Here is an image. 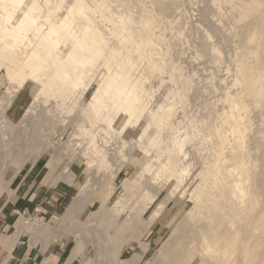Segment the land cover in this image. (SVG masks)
<instances>
[{"label":"bare ground","instance_id":"obj_1","mask_svg":"<svg viewBox=\"0 0 264 264\" xmlns=\"http://www.w3.org/2000/svg\"><path fill=\"white\" fill-rule=\"evenodd\" d=\"M145 1L153 9H148ZM199 3L205 7L212 29L199 32L198 58H209L215 65L220 61L222 52L212 44V35L237 43L235 60L225 69L232 76L231 88L221 91L215 102L198 101L196 112H188L194 115L188 118L186 115L187 119L181 115L183 120L177 121L176 104L186 108L185 99L192 95L176 88L178 91L173 95H169L173 91H168L165 93L168 98L150 105L153 97L150 86L166 82L173 90L179 83L176 62L179 55L174 49L179 45L177 34L185 33L189 5L197 9ZM199 3L197 0H0V91L7 86L13 88L11 93L15 95L18 92L15 90L32 83L33 95L19 129L9 134L0 130L3 132L0 146L4 143L0 166L15 163L18 156L25 158L34 148H38L35 160L44 151H50L52 169L60 160L72 164L83 159L94 171L89 180L108 175L103 187L107 207L101 210L108 211L107 219L112 217L110 225L115 219L127 221L131 227L128 229L133 231L131 235H135L138 231L147 234L157 221H162L171 231L159 250L161 258L171 257L176 263V258L196 251L199 243L204 256L216 264L226 261L236 264L233 256L236 237L240 234L242 239L245 235L244 226L238 231L236 224L246 223L264 205L253 175L259 168V154L264 150V131L252 136L250 128L253 109L264 111V0ZM153 6L165 14L169 25L165 27L172 31L165 43L167 57L158 43L166 28ZM194 91L198 96L204 95L197 86ZM5 100V96L0 98L1 117L11 105L3 104ZM37 121L40 123L34 125ZM54 122L60 127L54 126ZM47 129H53L54 133L44 138ZM69 130L71 139L63 142ZM114 145L119 146L113 149ZM70 148L75 152L72 156H68ZM189 150L204 158L205 167L196 173L185 159ZM70 164L58 180L68 177ZM122 173L126 177L119 186L115 179ZM164 189L172 197L169 202L159 194ZM88 191L81 190L71 204L73 210L76 208L72 213L76 219L82 197ZM171 201L174 204L166 210ZM180 209L185 210V219L174 227L175 213ZM149 211L150 215L145 217ZM97 215L92 227L88 226L89 221H75V237L84 250L95 251L90 264H120L111 256L110 240L100 227L105 221L101 222V214ZM16 226L8 245L15 246L19 237L28 232L31 243L43 242V252L56 246V239L52 243L48 239L61 233L50 223L31 227L33 223L24 220ZM262 238L251 236L250 242L263 244L258 261L254 258L251 264H264ZM149 247L150 243H146V250ZM139 262L131 257L124 264ZM150 264L162 263L159 260L156 263L154 258Z\"/></svg>","mask_w":264,"mask_h":264},{"label":"rangeland","instance_id":"obj_2","mask_svg":"<svg viewBox=\"0 0 264 264\" xmlns=\"http://www.w3.org/2000/svg\"><path fill=\"white\" fill-rule=\"evenodd\" d=\"M202 1L197 0L198 3ZM145 4L148 9L150 8L153 9L150 2L145 1ZM200 4L201 6L198 7L197 9L195 6L189 5L190 8L187 9V13H186L187 24L184 25L185 33L183 35L177 34V37H179V45L174 49H175V53L179 55L177 56V59H176V62L179 63V66H178V73L180 76L178 79L179 83L177 84V86L175 85V88H173V90L170 84H169L170 87H167L168 85L167 86L165 85L166 82L163 83L161 86L159 85L157 86L156 83H155L156 86H154V84H152L153 86H150V91L153 93V97H152V101L150 105H152L153 101L156 104L158 102L156 100H159L160 102L163 99H166V97L168 98V96H166L168 91L170 93L173 91L171 94H169V95H173L175 90L178 91L179 89L181 91L183 89L182 92L192 95L190 97H186L185 99L186 101L184 102L183 107H186V108L183 109L181 107L182 106L181 104L179 105L176 104L178 108L176 110L177 114L174 118L177 121L183 120L182 118L187 119L189 116L194 115L195 113L188 114V112L190 113L196 112V110L198 109V106H196L198 105V101L203 102L205 100L208 102L209 101L215 102V100H217L220 97V94L224 91L225 88H231L232 76H231V73H228L226 70L228 66L233 63L232 61L235 60V56H236L235 50H237V46H236L237 43L236 42L235 44L233 42L228 43V41L222 39L223 37H219L218 35H212L210 38V40L212 39L211 40L212 44L214 46H217L222 52L220 61L218 62V64H216L218 67L209 58H206V57L198 58L199 56L197 54L196 46L198 47L200 45V35H201L200 33H203L204 30L211 31L210 29H212L211 27L212 21L210 20L209 15L206 14V9L204 6H202L203 3H199V5ZM154 9L156 11V12L154 11V13L158 15L161 21H163L164 27L165 26L169 27V25L167 24L168 19L165 16V14H162V12L157 10L156 7ZM165 22L168 26L165 24ZM168 29L169 28H166V30L164 29V38L158 39V43L161 44V48L163 50L162 52L165 54L164 57H167L166 50H165L166 48L165 43L169 39V36L172 35V31L170 32L171 29L170 30ZM195 29H197V31ZM200 29H202V31ZM227 45L229 47H227ZM168 61L169 60H167V62ZM167 65H169V62L167 63ZM226 73H228V75ZM167 75H168V72L165 74V76ZM179 84H181L183 88ZM195 86L199 87V90L202 89V91L204 92L203 93L204 95L198 96L196 93H194ZM166 87L168 88L167 90H166ZM31 88H32V83H29L28 85H26L25 88H22L20 90H15V92L18 91L16 92L15 95L14 93H11L13 91L12 90L13 88L6 86V89H1L0 98H2L3 96L7 98V100H5L3 104L11 103V105L6 110L3 117H1L0 115V128H1L0 130L5 132L4 134H7V133L9 134L15 130L17 131V129H19V126L22 125L21 124L22 117L25 115L28 107L33 102V95H32ZM4 90H6L5 93H4ZM213 91L215 92V94ZM12 96L13 98L10 101V98ZM1 100L3 101V99ZM253 110H254V112L252 111L253 114L251 113V115L253 116H250L251 117L250 122L252 120L253 123L252 122L250 123V128H251V131H253L251 133L252 136H255V135H259L261 131H264V111L257 112L256 111L257 109H253ZM47 116L49 117L48 114ZM45 119L46 118L42 119V121H44ZM42 121L41 123H43ZM38 123H40V121L39 122L37 121L34 125H38ZM51 124L52 123L49 122L47 126L50 127ZM54 126H56L57 128L60 127L58 122H54ZM50 130L49 129L45 130L43 134L45 135L43 136L44 138L48 136L49 133L51 132L54 133L53 129H50ZM2 131L0 132V137H1V134H3ZM70 134H71L70 130L66 132V134L62 138V141L67 142L69 139H71V137H69ZM36 146H37V143H36ZM114 146H113V149H117L119 145L118 146L116 145L117 147L116 146L114 147ZM0 147H1L0 150H2V147H4V143ZM71 147H74V146H71ZM37 149L38 148H34V152ZM32 150L33 149H30V151L26 153L27 155L25 158H23L22 156H18L17 159L15 160L16 161L15 163H11V164L8 163L6 166L5 165L0 166V169L4 168L0 175V184L6 182L7 186L9 187L11 191L15 188L16 185L21 184V188H23L21 190V193L22 191L24 193V191L29 188L31 189V192L38 190V194H37L38 198L48 196V200L51 199L53 202H58L57 210L55 213H47L42 208H39L41 210V213L39 214L20 212L18 215L13 216L12 220L6 226L0 227V258H3V256L12 257L15 255V252L14 254L12 252L11 254L9 253L10 250L7 248V244L10 241L12 234H14L17 230V226H16L17 221L23 222L24 220H26V221H30L33 223V226L31 227H36V225H39L42 223H50L52 225H55L56 228H59L61 233H59L58 235L59 237H51L48 239L51 241V243L55 242V239H56V242H55L56 246H54L51 249L48 248L49 251L47 250L46 251L47 253L43 252V248H42L43 242L35 241V244L31 243L32 242L31 235H29L28 232H26L19 238L18 243H20V246L25 245L26 247H29L30 249L34 250L35 253H39L40 255L48 257L49 261H52V260L55 261V259L52 257H54L55 254L56 255L58 254V256L63 257V261H65V259L66 260L69 259L67 261L68 264H90L92 262L95 251L93 249L84 250L83 245L75 237V234L73 231L75 230V227H76L75 223L78 220L79 222L89 221L90 223L92 221L91 224L88 223V226L90 227L91 225L92 227L95 225L93 221L94 219L97 218L96 217L98 216L97 214H101L100 215L102 219L101 222L102 221H105V222L103 226H100V224L99 226L103 228V230H105L104 231L105 235L110 240V245L112 246L111 256L115 258L117 263L124 264L125 261H127L131 257H134L135 259L140 261L139 264H150L154 258H155L156 263H158V260H159V262H161L162 264H214L215 261H212L208 259L206 256H204V253H202L203 251L200 247L201 245L199 243H197L198 245L196 244L197 245L195 249L196 251H193L192 253L189 252V254L185 253L184 255H182V257H179L178 260L176 258L175 260L176 263H174V261L171 260L172 259L171 257L166 258V259L161 258V255L159 254L160 253L159 250L161 248L162 243L167 239L168 234L171 231L169 226H166V225L164 226L162 221H157L154 227H152L147 234L146 233L142 234V232L138 231L136 232L135 234L136 236H135V235H131L133 231L128 229V227H130V223L127 221L118 222V219H115L113 216L115 220H113L114 223L110 225L109 219L112 217L109 216V219H107L106 217L108 215L107 213L108 211L105 212L104 210L103 211L101 210L102 208L107 207L106 201L103 200V196L105 194L103 192L104 190L103 187L106 185L105 182L108 179V175L98 176L95 179L92 178L89 180V178L92 176L94 171L93 169H90L87 167V164L84 162L83 159H81L80 163L75 161L72 164H70L69 162L64 163L65 160H60L56 168L52 169V167L49 166V161L51 159L50 158L51 154L49 150L44 151L43 154L37 160H35L37 151L34 153ZM68 153H69L68 156H72V153H75L74 149L72 150L70 148ZM189 153L185 155V159L187 163L190 164V167H192L191 171L196 173L199 170L203 169L205 167L204 162H203L204 158L198 152L189 150ZM259 155H258L259 157L257 156L258 158H260L259 168L256 169L257 171H255V174L253 175H256L254 176V183L257 187V191H259L260 196L262 197L261 205H263L264 204V150L261 151ZM148 156H152V153H149ZM47 162H48V166H47ZM69 164H70V169L67 173L68 177L67 178L64 177V179L60 178V180H58L60 173H62L64 168H67ZM30 167H33V168L30 170ZM125 177H126L125 173L120 174L115 179V183H117L119 186H122L125 181ZM40 188H44V189L48 188L49 190L53 188V189L58 190L59 193L55 195L56 197L53 196L51 192H49L47 195H40V192H39ZM86 189L90 191H88L85 194V196L82 197V202L80 203L78 207L79 209L78 212H80L79 217L78 219H76L75 215L72 214L76 208L73 210V207L71 204L74 201V199L81 193L80 191L86 190ZM97 190H99V192H96ZM3 193L4 195L2 196V199L0 200V204L3 203V200H5V198L8 197V195L5 192ZM21 193L13 192L11 193L9 198L13 200V203L14 202L17 203L20 201L19 198H20ZM159 194L161 195V198L167 199L166 202H169L172 199V197L169 198L170 192L165 189L163 192ZM173 204H174V201H171L170 205L167 207L166 210H169ZM184 209H180V211L175 213V218L173 220L174 227L181 225L180 223H182L183 220L185 219ZM165 214L166 212H164V215ZM149 215H150V211L145 214V217H148ZM254 215L250 217L249 219L247 218L246 223L244 222V223L236 224L237 230L243 226L245 228V235L242 237V239L240 238V234L236 237V245L233 248V252H234L233 256H234V260L236 261V264H251L254 258L256 261H258L257 260L258 255L261 253V250L263 249V244L257 243V241L255 240L250 242V239H251V236L255 234L256 238L258 236L260 238L263 237L262 242H264V205L261 206L260 209L257 210V212ZM126 223H129V224H126ZM104 226H105V229H104ZM88 236L92 237L93 235L88 234ZM146 243H150V247L147 250L145 248ZM191 259L193 260L191 261ZM222 264H227V261L223 262Z\"/></svg>","mask_w":264,"mask_h":264},{"label":"crops","instance_id":"obj_3","mask_svg":"<svg viewBox=\"0 0 264 264\" xmlns=\"http://www.w3.org/2000/svg\"><path fill=\"white\" fill-rule=\"evenodd\" d=\"M47 166H48V162H47ZM32 168L33 167H30V170ZM22 189L23 188H21V184L16 185L12 191L9 189L6 182L0 184V200L4 195L3 192H5L8 195V197L5 198V200H3V203L0 204V227L6 226L12 220L13 216L18 215L20 212L39 214L41 213V210L39 208H42L47 213L56 212L58 202H53L51 199L48 200V196L38 198L37 195L38 190L31 192V189L29 188L25 190L24 193L23 191L21 193ZM13 192L21 193L20 198L18 197L20 201L17 203L15 202L13 203V200L9 198V196ZM39 192L40 195H47L49 192H51L53 196L59 193L58 190L53 188L51 190H49L48 188L46 189L40 188ZM16 244H15L16 247L13 246L12 244L10 245L7 244L8 245L7 248L10 250L9 253L11 254L12 252L14 254L15 252V255L12 257L3 256V258H0V264H68L67 261L69 259L67 260L65 259V261H63V257L58 256V254L57 255L55 254L54 257H52L55 259V261L53 260L49 261L48 257L40 255L39 253H35V251L30 249L29 247H26L25 245L20 246V243H18L17 245Z\"/></svg>","mask_w":264,"mask_h":264}]
</instances>
